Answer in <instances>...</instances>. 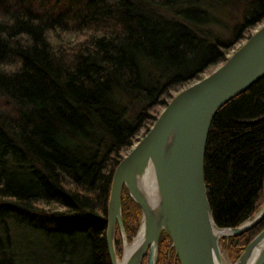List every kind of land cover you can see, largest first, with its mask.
Returning <instances> with one entry per match:
<instances>
[{
	"label": "trees",
	"instance_id": "1",
	"mask_svg": "<svg viewBox=\"0 0 264 264\" xmlns=\"http://www.w3.org/2000/svg\"><path fill=\"white\" fill-rule=\"evenodd\" d=\"M262 22L264 0H248L230 30L200 1L0 0V264H29L8 221L42 239L45 264H110L116 166L174 93ZM204 181L218 227H237L263 206L264 78L215 114ZM120 207L130 242L141 213L126 188ZM263 228L264 219L220 246L236 258ZM115 251L120 258L118 228ZM155 264H178L165 232Z\"/></svg>",
	"mask_w": 264,
	"mask_h": 264
},
{
	"label": "water",
	"instance_id": "2",
	"mask_svg": "<svg viewBox=\"0 0 264 264\" xmlns=\"http://www.w3.org/2000/svg\"><path fill=\"white\" fill-rule=\"evenodd\" d=\"M264 78V24L210 74L177 92L153 125L116 166L106 211L110 264H155L165 232L178 264H224L220 241L239 236L264 219V204L237 227H218L204 181L207 136L217 111ZM126 188L138 205L140 223L130 242L125 235L120 197ZM118 228L122 254L115 251ZM233 264H264V228Z\"/></svg>",
	"mask_w": 264,
	"mask_h": 264
},
{
	"label": "rangeland",
	"instance_id": "3",
	"mask_svg": "<svg viewBox=\"0 0 264 264\" xmlns=\"http://www.w3.org/2000/svg\"><path fill=\"white\" fill-rule=\"evenodd\" d=\"M191 3L194 1H200L204 4V8L207 10L210 16L216 18L220 22L226 26L228 30L233 26H238L243 14L244 9L247 6L248 0H189ZM264 22L259 24L252 33L262 26ZM209 29H203L202 31L206 32ZM211 32L212 36H218L220 34ZM251 33V34H252ZM225 37L221 36V38L230 37L229 34L224 33ZM245 40L236 44L233 49L230 50L228 56L233 53ZM220 65V64H219ZM217 65V66H219ZM216 66V67H217ZM215 67V68H216ZM214 68V69H215ZM213 69V70H214ZM212 70V71H213ZM208 72L202 75V78L207 76ZM176 93H174L175 95ZM141 136H139V139ZM9 234L12 237L13 247L15 252H17L18 256H21L23 259L28 258L29 264H45V259L47 256L46 245L33 233H29L26 230L20 229L15 225H12L10 221H8ZM2 230L0 231V236L3 235ZM221 257L224 264H233L237 257L228 250L223 249L220 246ZM27 256V257H26Z\"/></svg>",
	"mask_w": 264,
	"mask_h": 264
},
{
	"label": "bare ground",
	"instance_id": "4",
	"mask_svg": "<svg viewBox=\"0 0 264 264\" xmlns=\"http://www.w3.org/2000/svg\"><path fill=\"white\" fill-rule=\"evenodd\" d=\"M208 137V136H207Z\"/></svg>",
	"mask_w": 264,
	"mask_h": 264
}]
</instances>
